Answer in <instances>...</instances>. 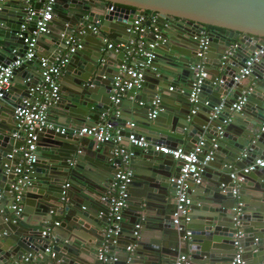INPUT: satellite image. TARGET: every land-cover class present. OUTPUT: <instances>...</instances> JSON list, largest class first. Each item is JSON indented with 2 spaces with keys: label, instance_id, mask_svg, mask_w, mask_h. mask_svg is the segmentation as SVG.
<instances>
[{
  "label": "water",
  "instance_id": "95a60500",
  "mask_svg": "<svg viewBox=\"0 0 264 264\" xmlns=\"http://www.w3.org/2000/svg\"><path fill=\"white\" fill-rule=\"evenodd\" d=\"M56 2L53 15L61 28L56 35L45 37L51 42V50L63 49L61 36L79 31L95 20L99 21V32L92 34L84 30V34L78 36L82 49L68 59L60 72L61 78L70 81L72 87L60 91V100L52 106L54 121L58 125L81 127L102 123V118L108 116L107 122L122 126L131 120H126L123 112L129 107L132 113L138 111L141 115V120L132 122L150 143L145 150L132 151L129 158L132 178L127 193L134 201L129 231L139 221L141 228L138 239L129 241L134 245L131 255L122 248L121 264H125L127 256L130 258L127 264H173L182 254L187 255L186 264H230L235 253L232 235L236 232L241 234L238 245L243 264H264V168L244 175L239 183L232 184L228 177L232 163L235 170H241L251 161L264 158V132L259 131L264 120V99L259 98L264 82L253 87L239 112L231 114L232 121L228 125L233 127L236 137L231 138L228 133L233 132L224 127L200 184H187L188 221L184 223L179 219V231L170 220L174 187L169 182L176 177L179 163L151 150L154 144L174 149L183 143L185 149H189L201 136L209 140L221 120L229 116L225 112L217 120H209L212 107L224 100L227 108L248 87L252 77L261 81L257 67L240 85H234L231 77L264 39V0ZM111 5L109 12L107 8ZM26 7L25 0H0V67L15 59L9 57L12 51L20 56L25 51L22 39L26 33H19V27L24 22ZM39 8L40 3L33 4L35 15L28 22V33L33 30ZM143 12L167 18L169 26H158V38L155 33L144 36V50L153 59L143 71L141 88L125 92L124 99L113 106L109 100L112 79L124 53H115L114 46L134 38L126 29L135 16ZM174 19L185 21L189 26L194 23L221 30L209 33L208 50L203 59L196 57L197 42L192 39L193 33L174 25ZM104 41L113 47L104 50ZM235 41L238 48L222 60L228 45ZM89 50L91 55L87 53ZM200 64L204 77L196 107L199 111L201 105L207 103L201 109L204 119L196 118L198 111L189 114L188 102ZM22 69L14 70L11 87L0 99V194L9 199L6 213L0 218V264H16L27 255L29 260L39 256L38 264H98L96 242L105 225L104 217L97 219L98 213L104 216L99 197L119 164L117 159L111 160L108 152L94 144L89 146L81 137L43 129L35 134V162L29 174L30 184L22 188V210L15 219L9 209L11 194L1 191L12 183V175H5L4 165L12 168L14 163L6 156L22 145L10 137L15 128L12 111L38 79V75L30 78L27 74L20 82L15 81L17 72ZM217 79L222 84H214ZM229 90L233 92L229 94ZM10 93L16 94L13 102L8 100ZM156 97L157 114L148 120L149 104ZM128 99H134L135 103L131 104ZM112 109L117 111V117L108 115ZM104 146L111 149L110 144ZM242 153L245 158L238 161ZM64 184L69 185L65 201L61 195ZM231 188H236V198L231 196ZM238 202L241 203L237 216L239 228L235 229L232 219ZM51 221L57 226L41 238L40 233ZM46 248L50 253L44 252ZM112 250L109 247L108 256Z\"/></svg>",
  "mask_w": 264,
  "mask_h": 264
},
{
  "label": "built area",
  "instance_id": "2783aa9c",
  "mask_svg": "<svg viewBox=\"0 0 264 264\" xmlns=\"http://www.w3.org/2000/svg\"><path fill=\"white\" fill-rule=\"evenodd\" d=\"M27 5L25 11V18L23 24L19 27V33H26L22 39L25 46L24 53L20 56L15 52H11L15 57L13 61L0 67V99L3 97L11 85V79L15 69H18L23 64H28L34 61L36 53V45L39 37L48 33V24L52 19L53 11L56 5V0H25ZM40 3V8L36 11V18L33 24V30L28 33V22L31 17L35 15L33 4ZM113 6L107 8V11H112ZM167 18L160 19L158 14L143 12L138 13L126 32L133 35L134 38L129 39L126 44H118L114 46V52H123L121 64L117 66V73L112 79L110 94V102L113 106L117 105L122 94L132 89L137 90L141 88L143 71L147 67L153 57L149 52H146L144 45V36L149 33H155L158 26L167 28L169 22ZM99 21L95 20L87 26L79 29V31H71L70 34L65 35L62 41L63 49L54 51L52 59L39 58L37 60L38 79L35 85L28 90L27 94L19 100L18 105L13 109L11 118L15 122L14 132L10 134L14 142H20L22 145L17 149H13L6 157L13 166L4 165L5 175H12V183L9 185V193L11 194V205L9 209L13 212L14 219L22 210L21 194L22 188L30 184L29 174L32 170V165L35 162V134L41 130H51L59 134H68L71 137H81L89 139L94 146L110 144L111 160L117 159L119 164L115 166L114 174L109 182L106 184L104 190L99 197V203L103 207L104 216L98 213L97 219H105V225L100 231V240L97 241L96 248V261L98 264H116L120 256L119 242L121 238V222L123 214L127 209L128 193L127 188L131 183L132 172L128 169L129 158L131 152L134 150H145L150 143L146 140L145 135L137 130V126L132 121L125 122L122 126H114L112 122L103 120L102 123L93 124L91 126L72 127L66 129L65 127L58 126L48 120V110L60 100V92L58 86V78L61 70L65 67L68 59L77 51L82 49V42L78 38L79 35L84 34V30H88L92 34H97L99 28ZM173 24L179 28L190 30L193 33V40L197 42L196 57L203 59V55L208 50V35L211 32L204 27L197 24H186L185 21L174 19ZM196 26V28L194 27ZM241 36V35H239ZM21 37V35H19ZM158 38V35H155ZM105 42V41H104ZM235 42L228 45V49L224 51L221 59L225 60L231 56L238 48ZM113 46L105 42L104 50H110ZM148 48H152L148 45ZM143 60V62L140 61ZM259 68L261 81L264 82V39L258 46L248 54L246 60L243 62L242 67L231 77L234 85H240L243 81L251 76L254 68ZM198 72L194 75V81L191 84V90L188 95V102L191 106L190 115H194L198 109V93L199 87L202 83L204 73L202 72L201 64L197 66ZM253 78V77H252ZM28 80V79H27ZM26 80V81H27ZM215 83L222 84V81L217 79ZM254 86H249L240 92V95L229 104L226 108L224 100H220L217 105H214L208 113L209 120H217L221 114L228 112L229 115L239 112L246 103L247 96L252 93ZM171 91V88H168ZM158 98H154L150 102L151 110L147 113L146 118L152 120L155 118L158 111ZM138 105H142L139 103ZM203 107L207 103L202 104ZM114 117H117V111L114 112ZM230 123V118L225 117L221 120L220 124L215 128V135L211 136L208 140L204 137H199L197 142L189 149L182 147H175L170 149L167 146L160 144L151 145V150L161 154L162 156L169 157L173 162L179 163L178 172L175 178H170L169 182L173 185V211L170 215L172 226L179 231V219L187 223L186 217L187 207L189 206V199L187 196V184L190 182L192 185H199L202 179L204 169L213 160V154L217 147V142L221 138L224 127ZM259 131L264 132V120L260 126ZM16 155V156H15ZM245 158V153L240 155L237 160ZM264 168V158L255 159L241 170H233L228 174L232 184L239 183L243 180V176L248 173ZM69 185L62 186V199L65 201V192ZM222 187V186H221ZM231 196L237 197L236 188H231ZM241 203H236L233 210L235 215L232 219L235 229L239 228V221L237 220L238 208ZM50 213V212H49ZM4 215L3 209H0V218ZM14 221V220H13ZM45 225V224H44ZM57 223L50 222L47 224L40 237L47 236ZM141 228L140 221L132 225L129 232V240L134 241L139 237ZM189 232H186V236ZM241 234L236 232L232 235V246L235 250L234 256L230 264H243L241 260V249L238 245V240ZM112 247V254L108 256V249ZM124 253L131 255L134 245L127 242L123 247ZM45 253H50V249L46 248ZM51 255V254H50ZM129 256L125 259V264L130 260ZM30 256H24L16 264H38L40 257H33L29 260ZM187 255L182 254L175 259L173 264H186Z\"/></svg>",
  "mask_w": 264,
  "mask_h": 264
},
{
  "label": "crops",
  "instance_id": "0c3cea01",
  "mask_svg": "<svg viewBox=\"0 0 264 264\" xmlns=\"http://www.w3.org/2000/svg\"><path fill=\"white\" fill-rule=\"evenodd\" d=\"M122 16V15H121ZM61 26L60 23L57 22L56 19H54V15L52 16L51 21L48 24V33L44 36H41L38 38L37 40V45H36V53H35V59L34 61H32L31 63L28 64H23L21 67L23 68L21 71L17 72L16 78L14 79L17 82H20V80L22 78H24L25 75H29L30 78H32L33 75H38L37 72V60L41 57L43 58H47L48 60L52 59V55L54 54V51L51 50V42L49 39L45 38L48 35H56L59 30H60ZM108 43V42H107ZM88 55H91V51H87ZM9 57H12V54H9ZM62 74H60L59 78H58V86H59V92L62 91L63 89L68 90L70 89V87H72V84L70 83V81H67L65 79L61 78ZM262 81H259L258 79H256L255 77H253L249 83V86H259L261 84ZM11 87V85H10ZM263 93H261V96H259V98L264 99V87L260 89ZM233 92V90H229V94H231ZM138 95V94H137ZM137 95H135L134 97H137ZM16 98V94L14 93H10L8 95V100L12 101ZM60 98H61V94H60ZM122 100L124 99V97L121 98ZM208 99L210 100V97H208ZM223 99V98H222ZM127 101L131 102V104L135 103L134 99H128ZM128 108V109H127ZM125 107V111H123L126 115L127 119H131L130 121H139L141 120V115L138 113V111H135L134 113H132V109H130L129 107ZM141 108V107H140ZM203 108V106L201 105L199 111L195 114L196 118L198 119H204L205 118V114L201 111V109ZM54 109L51 107L48 110L47 116H48V120L56 125H58L54 120L55 117L52 114V112ZM116 110L112 109V111L109 112L108 115L110 116H114V112ZM108 116H104L103 120L106 121ZM130 117V118H129ZM230 121H232L231 115H229ZM58 120H60V118H57ZM197 119V121H198ZM230 124V123H229ZM89 125V124H86ZM58 126H62L65 127L66 129L72 128L70 126H65V125H58ZM137 126V125H136ZM227 130L232 131L233 133H228L230 134L231 138H235V130H233V127L231 125H227L226 126ZM138 129V128H137ZM139 131V130H138ZM85 143H88L89 146L92 145V142L89 139L83 138ZM186 144L183 143L182 145H179L178 147H182L185 148ZM97 148H99L100 150H103L104 152H108L110 154V147L108 146H104V145H100L97 146ZM135 151V150H134ZM111 162V161H110ZM233 164L232 163L230 165V172H232L233 170H235L233 168ZM229 172V173H230ZM66 182H68V180H66ZM2 192L5 191H9V186H4L1 190ZM9 203V199L7 197H3L2 193L0 194V209H3L4 214L6 213V206ZM134 201L133 199L128 195V202H127V209H125L124 214H123V220L121 222V238H120V242H119V248L120 250H122V248L127 244V242H129V223L131 220H133V214L134 211L132 210V205H133ZM145 235V234H144ZM146 238V237H145ZM143 237V240L145 239ZM147 239V238H146ZM120 256H121V252H120ZM116 264H121V261L118 260V262Z\"/></svg>",
  "mask_w": 264,
  "mask_h": 264
},
{
  "label": "trees",
  "instance_id": "16d2710c",
  "mask_svg": "<svg viewBox=\"0 0 264 264\" xmlns=\"http://www.w3.org/2000/svg\"><path fill=\"white\" fill-rule=\"evenodd\" d=\"M204 28L208 31H216L219 32L221 31L220 29L214 28V27H210V26H204Z\"/></svg>",
  "mask_w": 264,
  "mask_h": 264
}]
</instances>
